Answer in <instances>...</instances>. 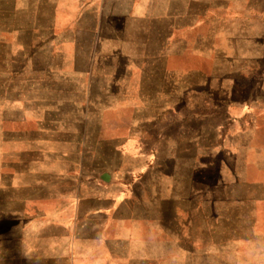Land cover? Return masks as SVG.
<instances>
[{
  "label": "rangeland",
  "instance_id": "374dc122",
  "mask_svg": "<svg viewBox=\"0 0 264 264\" xmlns=\"http://www.w3.org/2000/svg\"><path fill=\"white\" fill-rule=\"evenodd\" d=\"M162 74L179 94L160 126L183 124L171 137L188 160L203 146L191 165L195 193L186 188L184 204L180 191L176 205L177 223L192 226L161 243L152 264H264V0H0V213L33 184L29 172L40 187H69L52 154L91 161L101 141L127 134L45 122L97 113L112 95L105 120L119 124L127 111L118 95H143L148 107ZM55 207L47 198L41 214ZM22 224L0 217V264H140L89 244L71 261L69 243L57 245V259L13 261L25 237L43 255L48 246L39 229L18 234Z\"/></svg>",
  "mask_w": 264,
  "mask_h": 264
},
{
  "label": "crops",
  "instance_id": "0c3cea01",
  "mask_svg": "<svg viewBox=\"0 0 264 264\" xmlns=\"http://www.w3.org/2000/svg\"><path fill=\"white\" fill-rule=\"evenodd\" d=\"M165 78L160 77L166 86L146 93L149 94L145 98L149 102L146 103L148 107L144 104L143 95H118L117 98L124 101L127 111L119 124L113 125L110 120H105L115 105V102H111L112 95L106 97L110 101L103 108L96 107L97 113L81 114V120L78 118L70 121L62 115L57 116L60 118L52 123H44V127L52 126L53 130L61 131L70 122L81 121L88 126L85 130L79 128L81 132L98 125L101 126L98 127L99 131L102 128V131H124L127 134L108 142L101 141L103 154H91V161L89 157L87 160L71 162L67 155L58 153L49 156L57 164L67 166L68 170L56 177L68 180L67 188L40 187L37 183L40 174L29 172L33 184L16 189L9 209L0 213L3 215L0 217L13 218L23 223L18 234L23 232L25 236H35L36 229H39V241L48 246L43 255L38 251V246H34L25 237L24 241L28 245L23 243L21 253L14 248L11 260L20 259V254L28 261L40 260L41 256L57 259V245L69 243L73 250L67 259L71 261L81 258L78 250L80 244H89L94 252L96 246H104L113 255L112 258L152 264L155 259H159L161 243L176 242L177 228H191L192 224L186 226V221L184 225L177 223L176 205L181 201L178 196L181 195L180 191L184 193L187 188L189 197L195 193L190 171L193 163H200V148L203 145L198 143L196 147L199 150H195V155L188 160L185 155H181L183 152L181 146L176 144L175 137H171V130L176 129V126L181 130L183 124L160 126L159 121L164 117L166 107L168 110L171 102L175 105V95L179 94L175 82L171 80L174 87H170V80L166 81ZM94 117L101 119V122H96ZM151 139L152 146L146 147ZM87 154L90 152L87 151ZM105 176L109 183L103 180ZM182 180L185 181L183 190L177 187ZM183 195L185 204L186 194ZM47 198L56 206L48 216L40 211ZM64 208L68 212L66 215ZM53 229L56 230L52 232ZM58 229L60 233H57ZM179 236L182 237L180 233ZM184 237L186 232L183 233ZM49 246L53 247L55 255L49 253Z\"/></svg>",
  "mask_w": 264,
  "mask_h": 264
},
{
  "label": "water",
  "instance_id": "95a60500",
  "mask_svg": "<svg viewBox=\"0 0 264 264\" xmlns=\"http://www.w3.org/2000/svg\"><path fill=\"white\" fill-rule=\"evenodd\" d=\"M103 180L107 183H109V180L107 178H103Z\"/></svg>",
  "mask_w": 264,
  "mask_h": 264
},
{
  "label": "bare ground",
  "instance_id": "6f19581e",
  "mask_svg": "<svg viewBox=\"0 0 264 264\" xmlns=\"http://www.w3.org/2000/svg\"><path fill=\"white\" fill-rule=\"evenodd\" d=\"M104 178H108L107 176H105Z\"/></svg>",
  "mask_w": 264,
  "mask_h": 264
}]
</instances>
